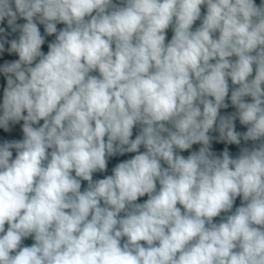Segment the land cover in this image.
<instances>
[{"label": "clouds", "instance_id": "9594fccd", "mask_svg": "<svg viewBox=\"0 0 264 264\" xmlns=\"http://www.w3.org/2000/svg\"><path fill=\"white\" fill-rule=\"evenodd\" d=\"M0 25V264H264V0H0Z\"/></svg>", "mask_w": 264, "mask_h": 264}, {"label": "trees", "instance_id": "16d2710c", "mask_svg": "<svg viewBox=\"0 0 264 264\" xmlns=\"http://www.w3.org/2000/svg\"><path fill=\"white\" fill-rule=\"evenodd\" d=\"M204 11V9H202V12ZM23 22H25V21H22V20H20V21H18V23H23ZM199 23H200V21H197L196 22V24H195V27H197V26H199ZM5 24H6V21H5ZM0 26H3V25H0ZM41 27V31H42V33H43V26H40ZM58 27H62V25H58ZM18 33H16V34H13L12 36H10L9 38L11 39V38H16V37H18ZM51 39H54V37H50V38H48V41H50ZM7 47V46H6ZM43 50L46 52L47 51V42H46V44L44 45V47H43ZM229 83H230V85H231V82L229 81ZM225 111H227V112H231V111H234V109L230 106L229 107V109H227V110H221V112H222V114H224V112ZM237 130H240V131H243V130H246V129H244L243 128V126H240L239 125V123L237 122ZM134 131V135H133V138L135 137V134H137V132H138V129H134L133 130ZM0 132H2V130H0ZM213 135H216V134H213ZM9 138H14V139H22L23 137H22V135L21 134H15V133H12L10 136H9ZM249 143H251V142H249ZM199 146H195L194 147V150L195 149H197ZM223 145H215L214 144V150H216V151H222V149H223ZM228 148H229V151H230V153H231V155L233 156V157H235L236 155H238L239 154V148H238V146H235V145H230V146H227ZM141 151H143V149H141ZM188 153L186 152V153H184V155L186 156ZM132 155H134V154H125V156H118V157H113V158H110V160H109V164H108V171L106 172V173H95L94 174V176H93V178L94 179H99V178H103L105 175H110L111 174V169L115 166V164L116 163H118V162H120L121 160H124V159H128V158H131V156ZM15 157V152H13V158ZM84 187H86V182H83L82 183V190H83V188ZM147 199V196H145V197H142V198H140V200L138 201V202H144L145 200ZM239 204H240V198H237V201H236V205L235 206H239ZM219 217H217V218H215V221L216 222H218L219 221ZM24 243L26 244V245H31V243H33V240L31 239V238H28V239H26L25 241H24Z\"/></svg>", "mask_w": 264, "mask_h": 264}, {"label": "rangeland", "instance_id": "374dc122", "mask_svg": "<svg viewBox=\"0 0 264 264\" xmlns=\"http://www.w3.org/2000/svg\"><path fill=\"white\" fill-rule=\"evenodd\" d=\"M256 2H257V4H259L260 3V0H256ZM194 27H195V25H194ZM171 36H172V31H171V29H169L168 32H167V40H170L171 39ZM5 58H7V59H17L18 57L12 56V57H5ZM2 62L3 61L0 60V63H2ZM5 83L6 82L4 80V77L2 76V74H0V102H2L3 87L5 86ZM13 133H15V134H21L22 135V132L19 130V126L18 125L16 126V130Z\"/></svg>", "mask_w": 264, "mask_h": 264}]
</instances>
